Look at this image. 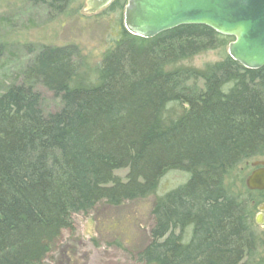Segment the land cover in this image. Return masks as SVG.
I'll return each mask as SVG.
<instances>
[{
    "label": "trees",
    "instance_id": "1",
    "mask_svg": "<svg viewBox=\"0 0 264 264\" xmlns=\"http://www.w3.org/2000/svg\"><path fill=\"white\" fill-rule=\"evenodd\" d=\"M37 1L59 10L71 2ZM232 41L205 26L150 40L124 30L97 83L79 87L71 85L75 48L39 52L24 82L0 95V264H45L64 231L74 230V215L144 199L170 170L189 180L155 204L137 261L247 264L255 257L251 202L225 181L264 155V68L247 70L230 57L204 72L175 68ZM36 83L61 100L58 112L44 115Z\"/></svg>",
    "mask_w": 264,
    "mask_h": 264
},
{
    "label": "rangeland",
    "instance_id": "2",
    "mask_svg": "<svg viewBox=\"0 0 264 264\" xmlns=\"http://www.w3.org/2000/svg\"><path fill=\"white\" fill-rule=\"evenodd\" d=\"M127 1H122V8L95 14L89 0H71L63 10L37 0H0V47L3 50L0 95L9 87L24 82L25 70L32 67L39 52L45 48H75L76 76L71 85L96 84L97 70L102 67L106 54L116 48L125 30ZM228 46L201 53L175 68L204 72L207 65L213 66L229 57ZM34 90L41 97L44 115L62 108L61 100L41 83H36ZM255 162L264 163V155L244 162L225 184L232 195L251 202L252 230L260 241L256 256L245 262L264 264V224L256 223L257 217L264 214L260 210L264 205V192L249 193L245 186ZM117 174L124 178L126 172ZM188 177L180 170H170L159 179L155 191L144 199L119 205L102 202L88 214L74 215V230L64 231L45 264H142L136 255L149 244L155 204L167 193L185 185ZM262 220L264 222V216ZM189 239L190 234H185L184 240Z\"/></svg>",
    "mask_w": 264,
    "mask_h": 264
},
{
    "label": "water",
    "instance_id": "3",
    "mask_svg": "<svg viewBox=\"0 0 264 264\" xmlns=\"http://www.w3.org/2000/svg\"><path fill=\"white\" fill-rule=\"evenodd\" d=\"M114 1L89 0L94 13ZM191 25L232 38L228 55L245 69L264 68V0H128L124 9L125 30L145 40ZM252 168L245 186L250 192H264V163L255 162ZM262 219L260 214L256 223L263 225Z\"/></svg>",
    "mask_w": 264,
    "mask_h": 264
},
{
    "label": "flooded vegetation",
    "instance_id": "4",
    "mask_svg": "<svg viewBox=\"0 0 264 264\" xmlns=\"http://www.w3.org/2000/svg\"><path fill=\"white\" fill-rule=\"evenodd\" d=\"M123 0H115L110 6H108L105 10H102V11H100V12H98L97 14H101L102 12H104V11H106V10H108V9H111V8H113V6L115 5V3L116 2H122ZM97 4H98V2H96ZM92 4H94V2L92 3ZM97 4H95V5H97ZM114 8H116V7H114ZM96 14V13H95ZM261 213H264V211H261ZM263 216H264V214H263Z\"/></svg>",
    "mask_w": 264,
    "mask_h": 264
}]
</instances>
